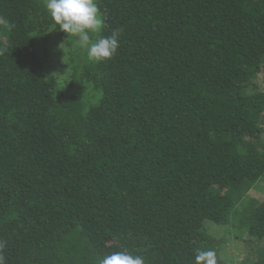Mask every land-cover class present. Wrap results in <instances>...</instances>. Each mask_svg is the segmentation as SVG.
Masks as SVG:
<instances>
[{"label":"trees","instance_id":"trees-1","mask_svg":"<svg viewBox=\"0 0 264 264\" xmlns=\"http://www.w3.org/2000/svg\"><path fill=\"white\" fill-rule=\"evenodd\" d=\"M97 2L120 45L101 63L45 0H0L4 264H227L215 227L264 264V0Z\"/></svg>","mask_w":264,"mask_h":264},{"label":"clouds","instance_id":"clouds-1","mask_svg":"<svg viewBox=\"0 0 264 264\" xmlns=\"http://www.w3.org/2000/svg\"><path fill=\"white\" fill-rule=\"evenodd\" d=\"M45 7L57 26L55 30L58 28L70 39L75 37L76 44L87 49L89 62H105L117 53L120 46L119 30H114L111 36H97L103 28L97 0H45ZM0 264H4L2 257ZM99 264H145V260L140 255L117 251L104 256ZM194 264H216V253L212 250H197Z\"/></svg>","mask_w":264,"mask_h":264},{"label":"rangeland","instance_id":"rangeland-1","mask_svg":"<svg viewBox=\"0 0 264 264\" xmlns=\"http://www.w3.org/2000/svg\"><path fill=\"white\" fill-rule=\"evenodd\" d=\"M51 37L55 38L56 34L52 33ZM94 38L95 37H93V39ZM37 47H38V50L40 51L39 44L37 45ZM63 55L64 54L60 52L58 56L62 59L57 58L55 60V63L65 64L66 60H64ZM86 55H87V52H86ZM92 103H88V104H92ZM251 196L254 199L261 200L264 197V187L263 186L254 187V190L251 192ZM210 230L213 233L212 234L211 232H209L210 235H212V238L215 239L216 241L218 240V243L221 245L220 249L222 250V253H224L223 255L224 261L227 264H237L235 253L237 252V249L239 247H245L244 241L249 238V235L247 234V232L243 230L245 232L243 233L238 227L236 228L230 227L229 232H228V229L225 227H215L214 229L211 228ZM229 234H232V235L230 236Z\"/></svg>","mask_w":264,"mask_h":264}]
</instances>
